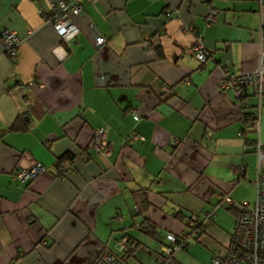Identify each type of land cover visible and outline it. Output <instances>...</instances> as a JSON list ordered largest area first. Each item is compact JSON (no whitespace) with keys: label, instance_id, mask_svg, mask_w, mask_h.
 <instances>
[{"label":"crops","instance_id":"1","mask_svg":"<svg viewBox=\"0 0 264 264\" xmlns=\"http://www.w3.org/2000/svg\"><path fill=\"white\" fill-rule=\"evenodd\" d=\"M82 1L78 39L64 43L39 15L47 0H0V264H89L105 248L118 253L125 237L139 245L134 255L160 264L166 234H183L191 214L206 219L199 240L217 237L223 255L239 209L222 198L250 207L256 199L252 143L264 144V96L260 103L248 88L242 103L220 81L223 71L257 69L264 0ZM186 26L203 33L206 63ZM3 29L21 38L15 62ZM17 120L25 131L11 130ZM99 129L113 146L108 158L91 149ZM132 132L145 141L124 148ZM67 155L72 174L63 178ZM38 164L45 171L34 179L16 178ZM191 249L177 260L195 264Z\"/></svg>","mask_w":264,"mask_h":264},{"label":"built area","instance_id":"2","mask_svg":"<svg viewBox=\"0 0 264 264\" xmlns=\"http://www.w3.org/2000/svg\"><path fill=\"white\" fill-rule=\"evenodd\" d=\"M87 1L90 3L97 2V0ZM47 2L48 7L39 11V15L43 21L53 25L64 43L77 41L80 29L75 24L74 19L85 15L83 1L47 0ZM217 14L218 12L214 10L210 13L206 21L208 25L215 21ZM89 28L96 37L97 48H102L106 45V38L99 33L97 27L91 23ZM185 31L191 32L195 37V44L193 46L195 58L200 63H206L209 59V53L204 45L203 33L192 26H186ZM1 38L4 54L12 62H15L21 38L15 32L8 31L7 29L1 31ZM220 87L224 90H232L237 98L243 96L245 90L250 88L261 103L264 96V19L261 26L260 61L257 69L249 73L236 75H231L227 71H223ZM163 91L166 94L171 92L167 86L163 87ZM29 102L27 100L26 104L28 105ZM134 117L139 119L138 113L134 112ZM253 128L259 130V120L255 122ZM144 141V136L137 132H132L125 139L123 147L126 148L135 142ZM173 141L175 143L180 142L176 138ZM91 149L97 155L106 158L111 155L113 146L108 141L103 129L95 132ZM254 152L258 159V173L255 181L256 199L254 205L250 207V204L247 202L237 204L228 195L222 198L224 206L238 208L239 213L229 246L223 255L214 256L210 264H264V144L260 140L255 142ZM43 171H45V167L38 164L31 170L19 171L16 174V178L24 183L30 179H34ZM59 174L61 177L67 178L72 174V169L69 165L65 164L59 168ZM196 222H206V219H202L199 215H193L189 223V228H186V233L181 235L176 233L166 234V242L161 247L162 255L160 256L162 257V262L160 264H182L176 259V254L185 248L189 235L200 234L195 229ZM117 249L118 253L107 248L103 249L100 255L89 264H129L124 258L125 256H129L128 253L135 251L136 244L130 238L125 237L118 242Z\"/></svg>","mask_w":264,"mask_h":264},{"label":"trees","instance_id":"3","mask_svg":"<svg viewBox=\"0 0 264 264\" xmlns=\"http://www.w3.org/2000/svg\"><path fill=\"white\" fill-rule=\"evenodd\" d=\"M245 96V93H244V95L243 96H241V97H239L238 99L239 100H241L242 101V103H245V100H244V97ZM249 115V114H248ZM19 120H17L14 124H13V126L11 127V130L12 131H25L26 129H27V124H26V121H25V124H20L19 122H18ZM245 121L247 122V123H249L250 124V126L251 127H253V125L255 124V122L256 121H258V118L257 117H255V116H253L252 114L251 115H249V116H246L245 115ZM254 129V128H253ZM255 130V129H254ZM245 134H246V132H243L242 133V135L243 136H245ZM257 140H255L253 143H252V146H253V149H254V144H255V142H256ZM247 144H250L249 143V141H247ZM68 160H72V158H71V156H69V155H67V156H65V157H63V158H61V160H60V162H59V167H61V166H63V165H65L66 164V162L68 161ZM238 172H239V176H238V179L237 180H244L245 179V174H246V167H245V165H241L240 166V169L238 170ZM194 214H191V215H189V217H188V220H187V222H186V224H185V226H184V231H183V233H186V228H189V223L191 222V220H192V216H193ZM196 225H195V229H196V231L198 230L199 232H200V234L199 235H194V234H191V235H189V238L187 239V247L189 246V242L191 241V240H193V239H196V240H199L200 238H201V236L205 233V222H202V223H200V222H196L195 223ZM144 225H145V223H143L142 225H141V228H139V229H141V230H143V231H145V232H147L149 235L151 234L152 236L154 235V231H152V230H150V225H148L146 228L144 227ZM181 235V234H180ZM130 240L134 243V244H136V248H137V246H139L137 243H136V241L135 240H133L132 238H130ZM163 244H165V243H163ZM162 244V245H163ZM185 246V248H187ZM162 247V246H161ZM184 248V249H185ZM136 250V249H135ZM160 254H161V252H160ZM128 255L129 256H125V258L124 259H126V262H129L132 258H135V255H134V251H133V253H128ZM162 255V254H161ZM177 259V258H176Z\"/></svg>","mask_w":264,"mask_h":264},{"label":"rangeland","instance_id":"4","mask_svg":"<svg viewBox=\"0 0 264 264\" xmlns=\"http://www.w3.org/2000/svg\"><path fill=\"white\" fill-rule=\"evenodd\" d=\"M189 244L192 245V249L190 251L191 255H188V257H190L191 261L195 264L206 263L211 258V256H213V254H219L215 248L223 246L222 242L219 241L217 237H210V239L208 238L207 240L193 239L191 242H189ZM132 260V263L135 262L136 264H140L139 261H141L142 264H152V255H135V258H132Z\"/></svg>","mask_w":264,"mask_h":264}]
</instances>
